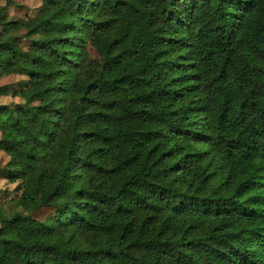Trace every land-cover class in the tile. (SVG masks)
<instances>
[{
    "label": "trees",
    "instance_id": "16d2710c",
    "mask_svg": "<svg viewBox=\"0 0 264 264\" xmlns=\"http://www.w3.org/2000/svg\"><path fill=\"white\" fill-rule=\"evenodd\" d=\"M0 26V76L26 75L0 84L23 100L0 104V264H264V0H41Z\"/></svg>",
    "mask_w": 264,
    "mask_h": 264
},
{
    "label": "rangeland",
    "instance_id": "374dc122",
    "mask_svg": "<svg viewBox=\"0 0 264 264\" xmlns=\"http://www.w3.org/2000/svg\"><path fill=\"white\" fill-rule=\"evenodd\" d=\"M40 5L41 0H0V6L4 7L7 17L10 19L32 16L38 11ZM22 31L23 29L20 28L16 33L20 34ZM19 43L22 47H26L30 43V39L21 37ZM88 53L90 54V58L95 57V53L90 48H88ZM25 78L26 75L18 73L4 74L0 76V84L9 85L10 89H19L23 87ZM0 104H7L9 106L23 105V100L19 95H11L8 91L5 94H0ZM7 159V154L0 150V182L3 183V186L0 187V201L19 194V191L14 189L16 181L10 182L3 176L1 168ZM7 204L4 201L3 206L6 209H8Z\"/></svg>",
    "mask_w": 264,
    "mask_h": 264
},
{
    "label": "clouds",
    "instance_id": "9594fccd",
    "mask_svg": "<svg viewBox=\"0 0 264 264\" xmlns=\"http://www.w3.org/2000/svg\"><path fill=\"white\" fill-rule=\"evenodd\" d=\"M3 186V183L2 182H0V187H2Z\"/></svg>",
    "mask_w": 264,
    "mask_h": 264
}]
</instances>
